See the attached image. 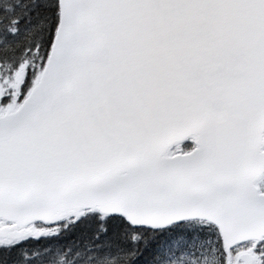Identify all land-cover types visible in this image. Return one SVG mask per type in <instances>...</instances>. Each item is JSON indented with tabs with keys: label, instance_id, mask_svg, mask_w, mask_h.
I'll return each mask as SVG.
<instances>
[{
	"label": "water",
	"instance_id": "1",
	"mask_svg": "<svg viewBox=\"0 0 264 264\" xmlns=\"http://www.w3.org/2000/svg\"><path fill=\"white\" fill-rule=\"evenodd\" d=\"M60 7L40 80L0 115V219L97 208L133 226L211 221L227 252L263 239L264 0Z\"/></svg>",
	"mask_w": 264,
	"mask_h": 264
},
{
	"label": "trees",
	"instance_id": "2",
	"mask_svg": "<svg viewBox=\"0 0 264 264\" xmlns=\"http://www.w3.org/2000/svg\"><path fill=\"white\" fill-rule=\"evenodd\" d=\"M59 23V0H0V74H11L27 64L21 87L25 97L47 63ZM3 222L0 264H164L171 257L169 232L179 237L184 223L135 227L122 215H105L97 209L74 211L54 224L35 222L27 230ZM200 222L214 232H184L195 240L192 252L204 254L208 264H226L217 227ZM210 240L211 252L205 251L203 244Z\"/></svg>",
	"mask_w": 264,
	"mask_h": 264
},
{
	"label": "rangeland",
	"instance_id": "3",
	"mask_svg": "<svg viewBox=\"0 0 264 264\" xmlns=\"http://www.w3.org/2000/svg\"><path fill=\"white\" fill-rule=\"evenodd\" d=\"M26 72L27 64H24L11 74H0V114L16 111L25 100V95L21 87ZM194 144L195 137H191L189 141L177 144L171 152H169V155H176L190 151ZM257 186L260 192L264 193V176L259 180ZM5 225L6 224L0 220V226ZM179 229L181 231L178 232L180 234L179 237L176 234L169 232V235L171 236H169L167 244L169 246V254L171 257L164 264H208V257L204 254H197L196 251L192 252L191 245L194 244L195 240H193V236L188 237L187 233L184 232L190 230L195 232L196 230L203 229H207L209 232H214L212 227L205 226L200 221H186L179 227ZM31 230V228H28V231ZM210 242L211 240L203 244L202 248H204L205 251L207 249L211 252L212 245ZM250 251H252L255 258L253 264H264V238L261 241L253 240L235 246L226 255V264H244L241 255Z\"/></svg>",
	"mask_w": 264,
	"mask_h": 264
},
{
	"label": "flooded vegetation",
	"instance_id": "4",
	"mask_svg": "<svg viewBox=\"0 0 264 264\" xmlns=\"http://www.w3.org/2000/svg\"><path fill=\"white\" fill-rule=\"evenodd\" d=\"M253 258H254V255L252 254V251L248 252ZM255 260V258H254Z\"/></svg>",
	"mask_w": 264,
	"mask_h": 264
}]
</instances>
